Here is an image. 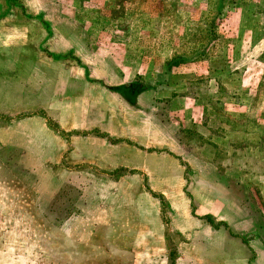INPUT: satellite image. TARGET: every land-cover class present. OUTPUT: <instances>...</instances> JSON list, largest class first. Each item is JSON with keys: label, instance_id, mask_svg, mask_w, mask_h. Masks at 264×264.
Returning a JSON list of instances; mask_svg holds the SVG:
<instances>
[{"label": "rangeland", "instance_id": "obj_1", "mask_svg": "<svg viewBox=\"0 0 264 264\" xmlns=\"http://www.w3.org/2000/svg\"><path fill=\"white\" fill-rule=\"evenodd\" d=\"M54 31L108 95L49 161L4 51ZM0 112V264H264V0H0Z\"/></svg>", "mask_w": 264, "mask_h": 264}, {"label": "crops", "instance_id": "obj_2", "mask_svg": "<svg viewBox=\"0 0 264 264\" xmlns=\"http://www.w3.org/2000/svg\"><path fill=\"white\" fill-rule=\"evenodd\" d=\"M56 35L60 36L55 31L52 36L49 34L44 43L47 46L39 45L37 50L33 49L27 36L28 42L17 46L7 44L4 51L10 67L7 70L13 78L7 81L9 89L6 95L10 98V104L3 112L21 114L4 124L14 125L8 144L35 154L46 152L49 161L58 160L57 149L64 144L50 125H59L66 131L87 128L92 103L104 101L108 95L106 91L99 90L95 83L87 81L88 76L82 64L70 62L64 58V54L60 55L66 47L62 40L54 38ZM44 48L52 52H45ZM29 55L35 57L32 63L34 69L27 72L24 82L15 81L14 67L19 70L24 58ZM26 90H31L34 96L28 99L32 105L30 101L27 103L32 108L24 110L19 108L18 102L24 104Z\"/></svg>", "mask_w": 264, "mask_h": 264}]
</instances>
